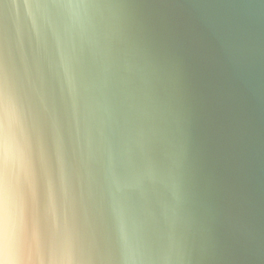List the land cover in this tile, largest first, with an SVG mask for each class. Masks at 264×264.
I'll return each mask as SVG.
<instances>
[{"label": "water", "instance_id": "1", "mask_svg": "<svg viewBox=\"0 0 264 264\" xmlns=\"http://www.w3.org/2000/svg\"><path fill=\"white\" fill-rule=\"evenodd\" d=\"M86 2L74 163L96 191L89 242L109 264H264V0Z\"/></svg>", "mask_w": 264, "mask_h": 264}, {"label": "clouds", "instance_id": "2", "mask_svg": "<svg viewBox=\"0 0 264 264\" xmlns=\"http://www.w3.org/2000/svg\"><path fill=\"white\" fill-rule=\"evenodd\" d=\"M53 7L61 17L55 27ZM93 7L86 0H13L10 14L9 5H0V264H109L111 259L89 242L96 191L74 163L80 137L76 53ZM50 31L60 57L61 93H67L76 125L72 157L46 76L57 67ZM82 119L87 131V116Z\"/></svg>", "mask_w": 264, "mask_h": 264}]
</instances>
